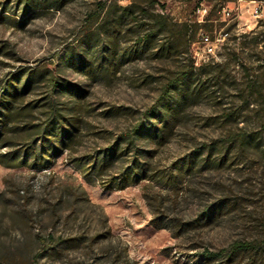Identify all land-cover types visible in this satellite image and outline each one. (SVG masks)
Listing matches in <instances>:
<instances>
[{
  "label": "rangeland",
  "instance_id": "rangeland-1",
  "mask_svg": "<svg viewBox=\"0 0 264 264\" xmlns=\"http://www.w3.org/2000/svg\"><path fill=\"white\" fill-rule=\"evenodd\" d=\"M237 1L0 0V86L32 81L0 161L37 142L53 110L78 129L45 166L0 163V264H264V4L257 19L224 18ZM137 124L149 131L134 137ZM134 163L143 171L120 187ZM239 241L258 248L202 255Z\"/></svg>",
  "mask_w": 264,
  "mask_h": 264
},
{
  "label": "trees",
  "instance_id": "trees-1",
  "mask_svg": "<svg viewBox=\"0 0 264 264\" xmlns=\"http://www.w3.org/2000/svg\"><path fill=\"white\" fill-rule=\"evenodd\" d=\"M104 4H101L100 11L103 10ZM125 14L132 15L130 6H121L120 8ZM158 17H162L161 14ZM154 25L156 28H151L147 30L139 39L144 43L152 41L156 34L166 28L167 22L165 19L160 18L156 20ZM21 74L13 73L9 81H6L0 86V141L3 139L4 131L7 128L8 124L13 120L14 115H17V110L12 107V104L20 99L25 91L30 87L32 81L30 76H26L23 80L21 79ZM51 84L53 87H63L64 84H60L55 78H50ZM169 91H167V94ZM166 94V95H167ZM164 97H161L159 100L162 102ZM157 106H152L145 113L148 116H154L158 110ZM156 108V109H155ZM35 132L38 135V141L32 145H25L23 149H9L3 155V159L0 161L2 165L6 167H22L26 165V161L33 159L40 161L38 163L41 166H45L44 161L45 157L49 155H55L60 153L61 150L67 147L68 143L74 138L75 132L78 130L77 126L73 122H62L58 114H55L54 110L52 116L46 119L41 124L34 125ZM149 129L144 124L135 125L131 134L134 137L142 136L144 133L148 132ZM156 134V133H155ZM237 138L240 141H248V136L239 135ZM119 139L126 141L128 139L127 134L120 136ZM6 145H11L9 142L5 141ZM117 148L111 146L108 149H105L102 154L94 158L92 165L96 172L102 170L107 164H110L113 159L116 157ZM36 164V165H38ZM137 166L141 170V164L130 166L127 168L120 176L119 181L122 183L120 187H124L129 181L130 177H136L138 175L135 172L134 167ZM40 167V166H38ZM143 171V169L141 170ZM258 248V245L255 241H239L232 244L227 249H220L218 251L204 250L202 253L203 257L208 260H222L231 261L232 257L241 252H251L255 251Z\"/></svg>",
  "mask_w": 264,
  "mask_h": 264
},
{
  "label": "built area",
  "instance_id": "built-area-1",
  "mask_svg": "<svg viewBox=\"0 0 264 264\" xmlns=\"http://www.w3.org/2000/svg\"><path fill=\"white\" fill-rule=\"evenodd\" d=\"M240 1L241 0H238L237 4L234 5L232 9L223 8L221 10L222 16L224 18H239L246 16L248 18L257 19L263 15V0H242L244 4H241ZM199 43L201 44L202 52L198 57L204 60L205 55L213 53L215 44L210 36L204 33L201 34Z\"/></svg>",
  "mask_w": 264,
  "mask_h": 264
}]
</instances>
